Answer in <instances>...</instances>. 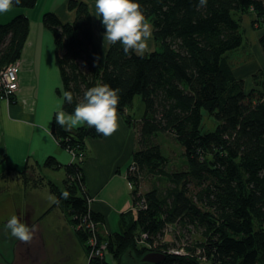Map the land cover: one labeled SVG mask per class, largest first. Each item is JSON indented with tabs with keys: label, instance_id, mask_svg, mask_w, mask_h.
I'll list each match as a JSON object with an SVG mask.
<instances>
[{
	"label": "trees",
	"instance_id": "16d2710c",
	"mask_svg": "<svg viewBox=\"0 0 264 264\" xmlns=\"http://www.w3.org/2000/svg\"><path fill=\"white\" fill-rule=\"evenodd\" d=\"M37 1L22 0L14 7L30 9ZM137 2L162 49L141 58L125 54L118 43L108 48L103 64L87 4L71 1L77 12L71 22L63 23L54 12L43 15L45 27L55 36L63 88L73 93V103L63 104L66 112H73L84 92L97 84L119 90L118 114H125L138 95L145 104L144 117L136 125L137 173H129L136 186L134 206L140 201L142 205L135 214L122 215L123 232L105 238L98 227V239L107 242V251L88 264H110L108 257L121 261L128 253L134 260L126 264H155L142 261L148 252L166 254L156 264H203L204 258L219 264H264V81L258 90L246 91L228 57L243 43L235 15L252 9L264 28V0H208L206 7H199V0ZM99 27L105 31L100 19ZM29 30L26 14L0 22V78L8 65L21 59ZM261 45L264 49V34ZM204 111L218 121L214 131H202ZM161 133L173 135L183 147L187 165L182 171L166 170L169 160L157 141ZM52 134L63 148L77 151H86L87 139L103 136L87 125L66 131L54 117ZM82 163L65 167L73 181L67 178L65 189L58 192L75 227L88 214ZM45 166L60 168L53 157ZM26 170L14 174L25 175ZM149 176L164 179L168 186L140 192ZM92 217L97 221L93 213ZM171 225L184 226L187 235L198 230L204 240L199 247L189 245V253H171L179 241L176 235L172 245L160 237ZM77 235L89 260L90 234L81 228Z\"/></svg>",
	"mask_w": 264,
	"mask_h": 264
},
{
	"label": "crops",
	"instance_id": "0c3cea01",
	"mask_svg": "<svg viewBox=\"0 0 264 264\" xmlns=\"http://www.w3.org/2000/svg\"><path fill=\"white\" fill-rule=\"evenodd\" d=\"M71 1L85 3V0H38L33 9L12 7L9 12L0 14L1 23L19 14H26L30 19L29 35L19 60V89L10 102L0 98V174L5 168L9 170L4 177L0 175V184L3 185L0 187V264H88L87 248L73 229L66 207L59 202L60 188L50 180H46L48 189L39 194L35 192L36 188L28 192L26 184L19 189L12 185L14 170L27 169L25 173L34 176L39 174L38 171L43 173L44 169H51L50 173L65 170L74 161L71 152L63 148L53 134L49 136L42 130L47 128L52 132L53 121L49 124V120H53L62 99L56 40L43 23L44 9L50 3L51 10L63 23L71 22L76 17V9L70 7ZM85 4H93L90 10L94 11V0ZM91 16L93 26L94 23L99 25V19ZM239 19L243 43L235 54H228L229 61L236 78L246 83L247 91L259 89L264 76L258 78L254 75L258 70H264V51L260 43L264 28L256 23L257 15L252 11ZM104 57H101L102 64ZM130 113L127 109L125 114H118L120 127L111 137L86 140V158L81 164L85 188L92 198L90 207L105 238L123 232V214H135L136 186L129 178L128 170L134 163L138 145L137 132L125 117ZM137 118L140 122L143 117ZM49 157L55 158L60 168L45 166ZM34 192L47 202L45 210L39 213L31 202L32 216L22 218L26 202L34 197ZM49 195L55 196L58 203H51ZM13 215L28 225L35 223L39 226L40 231L31 243H21L5 230L4 225ZM132 219L135 216L126 222ZM133 260L132 253L125 254L121 261L107 258L110 264L132 263Z\"/></svg>",
	"mask_w": 264,
	"mask_h": 264
},
{
	"label": "clouds",
	"instance_id": "9594fccd",
	"mask_svg": "<svg viewBox=\"0 0 264 264\" xmlns=\"http://www.w3.org/2000/svg\"><path fill=\"white\" fill-rule=\"evenodd\" d=\"M88 0H85L87 3ZM22 0H0V14L7 13L12 7L20 5ZM208 0H199V7H206ZM93 4H89V9ZM92 15L100 19L104 26L103 47L106 51L111 46L120 44L127 55L135 53L138 57H144L152 48L150 41L153 39L154 27L147 21L144 10L137 0H94ZM60 106L54 113L55 124L66 131H71L87 125L94 128L98 134L111 137L118 131L119 115V90L109 84H97L84 92L83 99L76 102L71 113L63 109V104L73 103V93L61 88ZM53 120H49V124ZM52 136L50 129L42 128ZM54 139V136L52 137ZM64 192L63 197L68 198ZM51 203H58L53 195L48 197ZM5 230L21 243L29 244L39 233V226L35 223L28 225L16 215L4 225Z\"/></svg>",
	"mask_w": 264,
	"mask_h": 264
},
{
	"label": "rangeland",
	"instance_id": "374dc122",
	"mask_svg": "<svg viewBox=\"0 0 264 264\" xmlns=\"http://www.w3.org/2000/svg\"><path fill=\"white\" fill-rule=\"evenodd\" d=\"M55 5H57V4H55ZM39 8L40 9L42 8V4L39 5ZM19 9H22V8H19ZM44 10H45V13L46 12H54L51 10L50 3L47 4V6L45 7ZM251 11L255 13L254 10L251 9ZM241 15L242 14L237 13L235 15V17L237 18L238 16H241ZM63 19L64 20L66 19L65 16L63 17ZM148 22L150 24H152V22L150 20H148ZM256 23H259L258 18H257ZM94 32L96 33V41L95 42L97 44L99 52L100 51L102 52V53H100V55L103 58L104 55H106V53H107V52L104 53L105 50L103 47V33H104V31H102L100 29L99 25H96L94 23ZM241 32H242V30H241ZM242 35H243V33H242ZM260 43H261V40H260ZM150 46L152 48V51H154V50L160 51L162 49L161 43L155 39L154 35H153V39L150 41ZM261 47H262V45H261ZM239 48L237 50H239ZM263 51H264V49H263ZM236 52L237 51L235 50V51L229 52L228 54H231V53L235 54ZM258 71L255 75L254 74L253 75H254V77L260 78V77H262L261 73L264 70H258ZM239 80H241V79H239ZM245 84H244V88L246 89ZM62 88H63V84H62ZM63 90H64V88H63ZM252 90L253 89H251L249 91H252ZM255 90H258V89L255 88ZM128 109H130L131 115L126 114L125 117L128 119V124L131 127H133V129L135 128V131L137 132L136 125L139 122V120H136V119H138L137 117H144V114H145V104L143 102L142 96L141 95L136 96L135 99L133 100L132 107L130 106ZM218 124H219L218 121L212 115H210L208 112H205V111L203 112V120H202L201 129L204 133L214 131V129L217 127ZM75 129H77V128H75ZM75 129H72V130H75ZM157 141L161 145L163 154L169 160V164H168L166 170H168V171H182L183 169L186 168L187 160H186V157L184 155V149L174 139L173 135L168 134V133H161L157 137ZM66 150H68V152H70V150H72V149L66 148ZM84 152H85V158H86V151H84ZM73 163H74V161H73ZM49 170L51 171V169H44L43 173L38 171L39 174H36L34 176L33 175H27V179H26V177H24L22 175H16L15 174L12 176V185L15 186L16 189H19L21 186L24 187L26 184L28 192H32V190L36 188L35 192L39 194L41 191H42V193H44L45 192L44 190L48 189L47 186H49V185L46 184V180L53 181V183L57 187H59L61 190L65 189V187H66L65 181L67 178L69 179V181H68L69 183H71L73 181L72 176L66 177L65 170L60 169L58 171H53L52 173H50ZM42 177H44V178H42ZM155 185H158L162 188H166L168 186L167 182L164 179H160L159 177H153V178L151 177L150 178V176H149V177L143 179L142 184H141V188H140V192H147L148 190H150ZM0 187H3V185L0 184ZM17 191H19V190H17ZM36 193L32 199H28V200L30 202H32L33 204H35V206L38 209V212L40 213V212H43L45 210L47 202L42 200V196H36ZM58 197H59V195H58ZM134 212H138V208L135 206H134ZM73 229L75 230L74 227H73ZM75 232L77 233V230ZM194 232L195 233L192 235H187L184 226L179 225L177 227V226L171 225L165 231V235H163V236L160 235V237L162 238L163 243H169L172 245L171 241L174 240L175 235H176V238L179 241L176 242L177 247H175L174 249H178L179 251L182 250L186 253H189V250H188L189 245H194V246L199 247L198 244H201L204 240V237L201 235L200 231L195 230ZM172 242H174V241H172ZM148 247H150L149 244H148ZM155 247H157L156 244H154V248ZM170 249H172V248H170ZM90 261H91V259L87 260L88 263ZM202 261H203V264H219V263H213L211 261L205 262L206 261L205 258Z\"/></svg>",
	"mask_w": 264,
	"mask_h": 264
},
{
	"label": "built area",
	"instance_id": "2783aa9c",
	"mask_svg": "<svg viewBox=\"0 0 264 264\" xmlns=\"http://www.w3.org/2000/svg\"><path fill=\"white\" fill-rule=\"evenodd\" d=\"M19 61L12 63L10 65H8L4 71L1 72V78H0V86L2 87V92L0 94V98L2 99H7L8 102L13 100V97L15 95V93L17 92V90L19 89V77H18V71H19ZM72 156H73V160L74 162H81L85 159V152L84 151H77V150H70ZM137 173V166L135 165V163H133L128 170V173ZM73 179V177H72ZM92 198L89 196L88 198V214L85 217V220H83L82 223H80V225L78 227H75V231L78 229H87L88 234H90V239H89V243H90V249H92L91 251V255L89 256V259H92L93 257H104L107 251V242L106 241H102L98 239V235H97V231H98V227H99V223L97 221H95L92 217V210L90 207ZM140 205H142V202L140 201L139 204L137 205V207H139ZM142 240L146 239V234L142 235ZM171 253H175V254H185L184 251L182 250H178V249H171L170 250Z\"/></svg>",
	"mask_w": 264,
	"mask_h": 264
},
{
	"label": "water",
	"instance_id": "95a60500",
	"mask_svg": "<svg viewBox=\"0 0 264 264\" xmlns=\"http://www.w3.org/2000/svg\"><path fill=\"white\" fill-rule=\"evenodd\" d=\"M166 258V254L162 252H148L142 257L143 262L160 263Z\"/></svg>",
	"mask_w": 264,
	"mask_h": 264
},
{
	"label": "flooded vegetation",
	"instance_id": "af4514ba",
	"mask_svg": "<svg viewBox=\"0 0 264 264\" xmlns=\"http://www.w3.org/2000/svg\"><path fill=\"white\" fill-rule=\"evenodd\" d=\"M22 176L26 177V179H27V174L22 175ZM32 205L33 204L30 201L26 202V210H25L22 218H26L27 216H32V214L34 212V208Z\"/></svg>",
	"mask_w": 264,
	"mask_h": 264
}]
</instances>
